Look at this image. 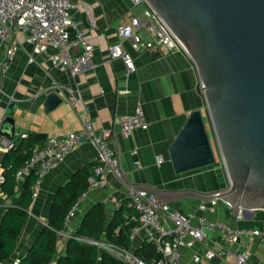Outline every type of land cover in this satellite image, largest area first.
<instances>
[{
  "label": "crops",
  "instance_id": "0c3cea01",
  "mask_svg": "<svg viewBox=\"0 0 264 264\" xmlns=\"http://www.w3.org/2000/svg\"><path fill=\"white\" fill-rule=\"evenodd\" d=\"M74 1L90 6V17L84 11L72 10L87 41L93 45L88 65L72 75L68 69L53 66L41 55H34L30 62L31 48L19 33L15 38L20 49L8 70L0 73V125L4 116L11 112L16 132L44 136V139L34 137L39 145L50 136L78 131L87 114L96 133H107L109 144L125 173L124 180L109 174L105 186L87 192L76 215L60 233L58 252L64 253L68 235L73 234L85 213L98 203L104 206L107 221L118 209H121L124 224L138 221L137 212L127 197L129 190L138 188L146 189L181 213L195 212L230 225L263 229V208L241 210L237 217L239 214L235 215L223 199L209 197L228 186V177L217 152L212 164L180 173L173 169L169 156L172 141L193 110H206L192 60L180 50L167 53L136 49L124 40L122 45L135 65V69L128 72L121 58H110L109 46L119 42L117 24H127L133 14L144 19L142 7H132L130 0ZM77 51V47L72 49V52ZM51 90L62 97V102L46 112L44 103L36 104L35 98L40 92ZM70 94L82 98L85 110L68 103ZM137 104L142 105L148 126L124 134L120 130L119 117L133 113ZM6 153L0 151V173L4 170L2 161ZM95 156V148L84 142L43 175L10 260L19 259L26 253L47 222L58 188L69 182L81 168H94ZM118 203L120 207H117ZM200 204H205V209H199ZM249 237L245 236L242 241ZM250 239L246 264H264V240L260 241L257 236ZM143 242H146L143 234H139L131 241V247L136 252ZM221 248L226 252L219 254ZM238 248L241 246L225 243L221 234L214 231L207 240L185 247L180 264H234V253Z\"/></svg>",
  "mask_w": 264,
  "mask_h": 264
},
{
  "label": "built area",
  "instance_id": "2783aa9c",
  "mask_svg": "<svg viewBox=\"0 0 264 264\" xmlns=\"http://www.w3.org/2000/svg\"><path fill=\"white\" fill-rule=\"evenodd\" d=\"M130 2L132 7H142L141 13L144 19H140L138 14H133L127 24L116 25L119 42L109 46L110 58H121L128 72L135 69L131 54L122 45L124 40L136 49H155L167 53L180 50L187 55L180 41L147 0H130ZM73 9L84 11L90 17V6L85 2L0 0V73L8 70L16 52L20 49L15 38L19 33L24 36V42L31 48L30 62L34 60V55H41L55 67L68 69L72 75L79 73L91 62L93 45L87 41L84 29L72 13ZM74 47H77V52H72ZM67 101L70 105L79 106L85 110L83 100L79 95L70 94ZM119 125L124 134H129L137 128L146 129L148 122L142 105L137 104L133 113L120 116ZM27 136L26 132L16 131L11 139L0 135V151L11 150L17 138ZM84 142L90 143L95 148L96 163L93 173L88 177L87 189L67 210L66 225L76 215L80 201L87 195V192L105 186L109 174L119 180L125 179V173L109 144L107 133H96L86 114L83 126L78 131L46 138L43 144L33 148L28 160L14 173L18 187L24 177L34 171L36 179L31 195L34 198L43 175ZM2 180L3 172L0 173V182ZM127 197L137 212L139 221L131 229L129 239L132 241L137 235L143 234L144 241L154 244L157 257L151 262H147L136 254L131 246L124 248L105 239H95L89 236L70 234L68 237L94 244L99 250H105L122 260L123 264H180L185 247L207 240L209 234L214 231L221 234L225 243L241 246L234 253V264H246L251 244L250 237L257 236L260 241L264 240V228L230 225L195 212L181 213L171 209L167 202H160L152 193L143 188L129 190ZM117 207H120V203ZM199 209H205V204H200ZM239 216L240 213L237 217ZM245 236L250 237L242 241ZM224 252L226 250L221 248L219 254ZM18 261V258L14 259L13 264Z\"/></svg>",
  "mask_w": 264,
  "mask_h": 264
},
{
  "label": "water",
  "instance_id": "95a60500",
  "mask_svg": "<svg viewBox=\"0 0 264 264\" xmlns=\"http://www.w3.org/2000/svg\"><path fill=\"white\" fill-rule=\"evenodd\" d=\"M147 1L192 60L206 109L193 110L172 141L174 171L212 164L218 151L228 186L209 197L223 199L235 215L264 209V0ZM41 102L48 112L62 97L40 92ZM14 132L10 112L0 135Z\"/></svg>",
  "mask_w": 264,
  "mask_h": 264
},
{
  "label": "trees",
  "instance_id": "16d2710c",
  "mask_svg": "<svg viewBox=\"0 0 264 264\" xmlns=\"http://www.w3.org/2000/svg\"><path fill=\"white\" fill-rule=\"evenodd\" d=\"M37 142L31 135L16 140L15 146L7 151L2 161L4 170L3 180L0 182V264H13L10 259L27 222L36 175L31 171L17 187L14 173L28 160ZM92 173L93 168L83 167L69 182L58 188L47 222L42 225L26 253L15 264H123L122 260L111 253L99 250L94 244L80 242L74 237H68L63 254L58 252L60 233L66 228L67 210L87 189L88 177ZM138 223L139 221H131L124 224L121 209L107 221L104 206L98 203L85 213L73 235L105 239L130 248L129 233ZM117 227L119 230L115 231ZM136 254L147 262L157 257L154 244L148 242H143Z\"/></svg>",
  "mask_w": 264,
  "mask_h": 264
},
{
  "label": "rangeland",
  "instance_id": "374dc122",
  "mask_svg": "<svg viewBox=\"0 0 264 264\" xmlns=\"http://www.w3.org/2000/svg\"><path fill=\"white\" fill-rule=\"evenodd\" d=\"M212 137H213V135H212ZM215 149H216V147H215ZM216 151H217V149H216ZM217 158H218V160L222 163L221 156H220V154H219L218 151H217Z\"/></svg>",
  "mask_w": 264,
  "mask_h": 264
}]
</instances>
